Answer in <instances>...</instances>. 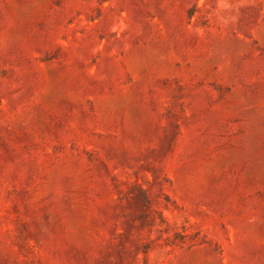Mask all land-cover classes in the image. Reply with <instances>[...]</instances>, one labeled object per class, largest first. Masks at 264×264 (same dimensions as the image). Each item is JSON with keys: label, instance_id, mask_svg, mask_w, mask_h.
Listing matches in <instances>:
<instances>
[{"label": "rangeland", "instance_id": "1", "mask_svg": "<svg viewBox=\"0 0 264 264\" xmlns=\"http://www.w3.org/2000/svg\"><path fill=\"white\" fill-rule=\"evenodd\" d=\"M0 264H264V0H0Z\"/></svg>", "mask_w": 264, "mask_h": 264}]
</instances>
